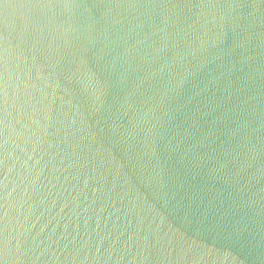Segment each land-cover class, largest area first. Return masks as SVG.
Segmentation results:
<instances>
[{
    "label": "water",
    "instance_id": "water-1",
    "mask_svg": "<svg viewBox=\"0 0 264 264\" xmlns=\"http://www.w3.org/2000/svg\"><path fill=\"white\" fill-rule=\"evenodd\" d=\"M0 264H264V0H0Z\"/></svg>",
    "mask_w": 264,
    "mask_h": 264
}]
</instances>
